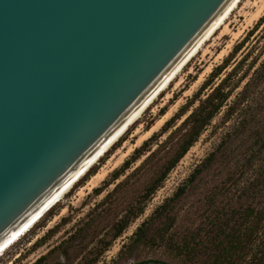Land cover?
Returning <instances> with one entry per match:
<instances>
[{"label": "water", "instance_id": "water-1", "mask_svg": "<svg viewBox=\"0 0 264 264\" xmlns=\"http://www.w3.org/2000/svg\"><path fill=\"white\" fill-rule=\"evenodd\" d=\"M234 2L0 0V249L89 167Z\"/></svg>", "mask_w": 264, "mask_h": 264}, {"label": "trees", "instance_id": "trees-1", "mask_svg": "<svg viewBox=\"0 0 264 264\" xmlns=\"http://www.w3.org/2000/svg\"><path fill=\"white\" fill-rule=\"evenodd\" d=\"M242 44L235 49L236 53L240 52ZM249 55L250 53L245 55L226 74L225 78L220 79V83L213 86L215 80L220 78L230 66V62L226 61L224 65L217 67L201 91L180 110L178 115L165 124L163 132L169 134L167 139L161 143L157 139L161 136L153 135L134 151L131 159L125 161L122 167L113 172L112 181L105 182L106 188L112 185L115 187L105 196L102 203L95 207L92 214L100 211L108 203H117L119 199L116 195L130 184L134 177L148 171L153 164L156 166L140 198L129 204L124 215L112 226L113 233L110 239H101L95 255L91 258L87 257L84 264H99L114 242L122 238L131 225L146 214L148 203L163 188L170 174L224 110L225 125L236 115L239 118L237 123L224 135L217 150L195 168L171 198L166 199L156 208L153 214L137 228L131 239L135 243L165 245L174 259L183 261L185 264H264V119L255 110L257 106H262L263 102V99L257 100L256 95L259 94L260 87H264V59L262 61L253 59L246 71L242 73L241 70L248 61ZM242 86L244 88L236 97V101L229 104L234 92ZM209 87H212L210 93L203 98L202 94ZM260 94L261 98H264V93ZM246 139H249V142L243 145L245 152L248 153L245 160H238L236 163L228 161V147L234 141L243 143ZM154 140L157 141L155 150L152 149L151 143ZM144 157L146 158L141 165L127 175L132 165ZM221 158L220 162L228 170V175L223 176L224 172H221L219 176H214L217 187L207 195V208L199 213V217L206 219L208 224L204 223L197 229H189L184 235L179 234L175 229L183 201L212 182L209 173ZM232 164L233 167H231ZM122 177L126 178L117 183ZM200 187L202 189H199ZM94 191L98 195L104 192L102 188ZM221 198H228V201L221 204ZM56 207L50 210L41 221ZM90 226V223L84 228L79 225L67 240L34 264H49L52 257L56 255H59L56 264H82V236ZM52 232L53 230L48 231L47 235L36 244H42ZM80 255L81 257H78ZM136 264L172 263L149 260Z\"/></svg>", "mask_w": 264, "mask_h": 264}, {"label": "rangeland", "instance_id": "rangeland-1", "mask_svg": "<svg viewBox=\"0 0 264 264\" xmlns=\"http://www.w3.org/2000/svg\"><path fill=\"white\" fill-rule=\"evenodd\" d=\"M228 26L229 28L226 30L224 28L214 37L206 48L201 51L200 55L186 67L178 81L156 101L136 125L131 127L126 136L77 185L71 194L58 204L30 234L21 239L0 259V264H34L38 259L67 240L79 225L84 228L88 223L91 226L87 228L82 236V264L85 263L87 257L91 258L95 255V250L99 247L98 242L103 238L110 239L114 223L124 215L129 204L140 198L156 166L153 164L148 171L134 177L131 183L116 195V198L119 199L117 203H108L100 211L92 214L95 207L102 203L105 196L114 189L115 185L108 188L105 187V182L113 180V172L122 167L125 161L131 159L134 151L140 148L153 135L161 136L157 138L161 143L167 139L169 134H164L163 132L165 124L178 115L180 110L201 91L217 67L224 65L226 61L230 62V66L220 78L215 80L213 86L220 83V79L225 78L226 74L236 66L237 62L248 53L250 55L241 70L242 73L246 71L253 59H261L260 61L264 59V56H262L264 54V0L243 1L240 8L229 19ZM241 43H243L242 49L236 53L235 49ZM243 86L234 92L229 104L236 101V97L244 88ZM211 88L209 87L202 94L203 98L210 93ZM260 93H264V87H260L259 94L256 95L257 100L261 101L263 99L262 106H257L255 110L264 119V98H261ZM238 119L236 115L233 120L225 125L224 110L214 120L213 125L170 174L163 188L148 203L146 214L133 223L122 238L114 242L99 264H136L149 260L185 264L183 261L174 259L165 245L158 243L145 244L144 242L135 243L131 237L137 228L153 214L157 207L175 194L179 186L190 177L195 168L217 150L224 135L231 130ZM248 142L249 139H246L243 143L234 141L228 147L227 160L231 163H236L238 160L244 161L248 153L245 152L246 149L243 148V145H247ZM151 143L152 149H157V141L154 140ZM145 158L133 164L127 175L141 165ZM220 161H222V158L209 173V178L212 177V182L204 189L201 186L199 189L202 190L190 195L183 201L180 208L179 221L175 229L179 234L184 235L189 229H197L202 227L204 223L208 224L206 219L199 217V213L207 208V195L217 187V180H215L214 176H219L221 172H224L223 176L228 175V170L224 168ZM231 167H233V164ZM92 175L94 177L97 176V178L93 179ZM125 178L122 177L117 183ZM97 188H102L104 192L98 195L94 191ZM227 201L228 198L220 199L221 204H225ZM237 202L236 200L235 203L237 204ZM50 230H53L50 236L42 244H36ZM78 257H81V255ZM58 259L59 255L52 257L49 264H56Z\"/></svg>", "mask_w": 264, "mask_h": 264}, {"label": "bare ground", "instance_id": "bare-ground-1", "mask_svg": "<svg viewBox=\"0 0 264 264\" xmlns=\"http://www.w3.org/2000/svg\"><path fill=\"white\" fill-rule=\"evenodd\" d=\"M245 0H235L230 8L224 13V15L213 26L197 48L190 54V56L183 62V64L176 70V72L169 78V80L160 88V90L148 101V103L136 114V116L124 127V129L112 140V142L101 152V154L84 170L63 192H61L42 212H40L27 226H25L16 236H14L4 247L0 249V259L15 246L21 239H23L34 226L41 221V219L54 207L60 204L66 197L74 190L75 186L83 180V178L94 168L107 153H109L114 146L120 142V140L127 134L132 126L139 122L143 115L156 103V101L166 93L174 83L178 81L180 76L184 73L186 67L190 65L201 53L202 50L221 32L229 28L228 22L233 13L240 8L241 3ZM224 30V31H225ZM223 31V32H224ZM180 84V83H178ZM97 176H93V179ZM48 209V210H47Z\"/></svg>", "mask_w": 264, "mask_h": 264}]
</instances>
